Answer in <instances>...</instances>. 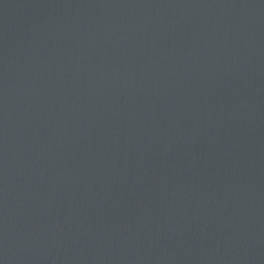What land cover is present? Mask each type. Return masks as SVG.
Returning <instances> with one entry per match:
<instances>
[{
	"label": "water",
	"instance_id": "95a60500",
	"mask_svg": "<svg viewBox=\"0 0 264 264\" xmlns=\"http://www.w3.org/2000/svg\"><path fill=\"white\" fill-rule=\"evenodd\" d=\"M0 264H264V0H0Z\"/></svg>",
	"mask_w": 264,
	"mask_h": 264
}]
</instances>
